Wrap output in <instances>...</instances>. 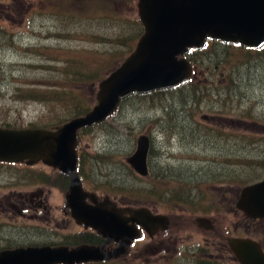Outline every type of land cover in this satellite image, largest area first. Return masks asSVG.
I'll return each instance as SVG.
<instances>
[{
	"label": "rangeland",
	"instance_id": "obj_1",
	"mask_svg": "<svg viewBox=\"0 0 264 264\" xmlns=\"http://www.w3.org/2000/svg\"><path fill=\"white\" fill-rule=\"evenodd\" d=\"M103 2L110 4L111 9L106 11ZM79 4L80 7H77ZM85 4L88 6L84 8ZM137 4L138 0H0V126L51 128L75 115L76 110L73 109L77 104L72 105L66 97L49 104L29 98L18 100L15 97L19 89L39 88L56 92L57 89L71 91L75 88L86 100L94 97L96 100L100 79L107 77L135 49L129 38L132 36L130 33L136 32L133 21L138 19ZM74 10H79L75 18L65 16ZM87 10L109 14L102 13L107 16L105 20L96 18L99 27H88L87 23L92 24V21L86 20ZM111 16L119 19L114 20ZM119 27L126 29L125 35L121 36L122 28ZM121 39L126 44H122ZM209 42L204 48H210ZM39 49L53 50L48 51L49 54L60 53H55L56 57L50 60L40 57ZM260 49H252L249 53L259 56L264 51L259 52ZM234 51L236 55L243 53V50ZM81 52L85 54L80 55ZM73 53L78 54L74 55L75 59H81V62L85 60L89 64L85 66L87 71L98 72L97 76L92 77L93 86L92 82L91 85L79 84L78 78L62 70L68 67V58ZM195 56L200 57L192 78L196 83L228 84L229 62L208 72L205 65H200L203 64L202 55L198 53ZM236 57L248 61L247 58ZM252 61L251 65L240 68L246 72L251 70L250 80H243L244 84L248 83L251 100L241 95H217L215 91L212 99L217 101L216 106L200 107L196 103L182 109L179 106L183 100H175L176 94L173 92L140 98L134 95L127 98L126 104L104 123L82 133L79 155L84 175L88 177L85 183L90 191H96L102 197L109 196L125 206L149 207L171 219L167 232L154 238L146 235L136 241L128 255L116 264H199L210 260L212 254L217 256L213 260L217 264H239L230 251L219 249L217 253L214 242L225 243L220 240L225 236H249L264 245V219H249L238 211L236 203L230 202L235 194L234 186H228L227 178L222 177L236 167L234 162L227 159L234 153L225 148L228 144L226 136L248 133L253 135L248 141L255 140V153L252 159L246 160L249 163H239V166H248L259 172L255 182L264 179L261 169L264 166V57L260 61L252 58ZM34 84L46 86H28ZM184 119L192 121L194 125L188 122L178 124ZM175 126L179 127L181 133L174 131ZM211 127L222 139L214 141L211 138ZM141 135L150 136L154 152L151 156V175L146 182L137 180L127 163ZM181 171L192 174L201 172L203 175L209 171V175L206 176L207 181L198 183L199 187L196 183L184 187ZM61 176L57 170L43 164L33 167L0 164V249L65 241L71 231H76L72 225L63 222L66 217L62 209L68 186L61 182ZM151 184L159 188L160 205L147 193ZM139 188L145 190L143 196L136 192L135 189ZM181 188L190 189L191 196L199 195L200 191L205 193L208 196L205 205L210 210L191 214L185 208L183 211L171 208L175 204L168 201L166 193ZM39 191L43 192L42 197L47 199L51 210L46 205L47 210L35 216L33 199L38 201L39 197L31 198L32 203L25 199L39 195ZM9 204L20 211L27 208L26 215H19ZM36 209L42 211L39 206ZM52 213L57 216L58 223L45 221L47 218L52 220ZM197 217L210 219L216 231L200 228L196 223ZM168 238L169 241L164 242L165 248H162L163 241Z\"/></svg>",
	"mask_w": 264,
	"mask_h": 264
},
{
	"label": "water",
	"instance_id": "obj_2",
	"mask_svg": "<svg viewBox=\"0 0 264 264\" xmlns=\"http://www.w3.org/2000/svg\"><path fill=\"white\" fill-rule=\"evenodd\" d=\"M138 15L144 27L135 50L98 85L97 103L83 116L61 126L11 129L0 127V162L35 165L43 163L70 177L66 205L80 225L105 238L102 246H30L0 252V264H83L118 259L140 238V227L151 237L166 230L168 217L147 208L119 207L105 197L99 201L87 192L78 168V134L104 122L120 101L134 93L172 88L191 79V49H202L207 40L264 46V0H138ZM150 139L141 135L127 162L141 176L149 174ZM89 200L91 203H89ZM236 209L251 219H264V179L244 187ZM198 225L214 230L207 218ZM116 249H106L110 242ZM240 264H264V249L249 237L227 240Z\"/></svg>",
	"mask_w": 264,
	"mask_h": 264
},
{
	"label": "trees",
	"instance_id": "obj_3",
	"mask_svg": "<svg viewBox=\"0 0 264 264\" xmlns=\"http://www.w3.org/2000/svg\"><path fill=\"white\" fill-rule=\"evenodd\" d=\"M70 4L72 2H69ZM83 3V2H81ZM80 3V4H81ZM88 3V2H87ZM97 3V2H95ZM80 4L77 7H80ZM88 4L84 5V8L87 7ZM102 6L104 7V9L106 11L111 9V5L107 4V3H102ZM98 8V6H97ZM86 20H91L92 24H88V27H99V24L97 23L96 18L99 17L100 20H105L107 16L103 15L104 13L109 14V12H99V11H92V10H87L86 11ZM79 13V10H74V11H69L65 14V16H68L70 19L71 18H75V15ZM103 13V14H102ZM99 14H102L101 16ZM112 19L114 20H118L119 17L114 18L113 16H111ZM86 21V22H87ZM78 25V24H76ZM133 28L135 29L133 34L130 33V35H132L129 40L131 41V45L132 46H136V42L139 40V38L141 37V35L143 34L142 30H143V25L140 22V19L138 17V19H134L133 21ZM122 28V27H119ZM126 34V29L122 28V32H121V36ZM125 38V37H124ZM71 39H74V37H71ZM79 41H82V39H80ZM122 42V44H126L125 41L123 42V39L120 40ZM210 48L206 49L203 48L201 50H196L193 49L190 51V53L188 54V58L190 60V62H192V64L194 65L195 68H197L198 66V59L200 57H196L195 54L197 55L198 53H200L202 55V65H205L207 67L206 70H208V72H212L214 71L216 68H220L221 66L224 65V63L229 62V67L230 70L228 71L229 77H228V84H226L225 86H219L216 85L215 83L212 82H206V83H196L195 80H189L187 82H184L183 84L176 86L174 88H167V89H162V90H158V91H154L148 94H133V96L135 95V97L140 98L143 96H155V95H160L163 93H174L176 94L175 100L177 99H182L183 103H181V107L182 109H186L188 107H190L193 104H198L200 105V107H209L210 106H216L215 104L217 103V101L215 102L212 97H214V93L215 91L217 92V95H225V94H234V96H240L243 98H246V100H251V94H248V83L244 84L243 80H245L244 78H249L250 80V72H246V70L242 71L240 68L243 65H251L253 62L252 58L254 60L260 61L263 59L264 57V51L263 54L259 55V56H253L249 53V51H251L254 48H247L244 47L240 44H231V43H227V42H223V41H217V40H210ZM131 48V46H130ZM235 49L238 50H243V53L240 55H236L235 53ZM37 50V49H36ZM261 50H264V48H261L260 50H258L259 52ZM40 53H38V55L40 54V57H48L50 58V60L54 59L56 56L54 55L55 53H60L59 52H54L49 54L48 51H52L53 50H44V49H39ZM69 54L72 55L71 52H69ZM85 54V52H81L80 55ZM30 55V54H28ZM74 55L78 56L77 53H73V56H70L68 58V67H64L62 70L66 71V74L72 75L76 78H78V82L81 85H85V83H91L92 82V77L93 76H97V71H87L86 67L87 65H89L85 60H83L81 62V59H75ZM236 56H239L240 58H247L248 61L245 60H241L239 58H237ZM106 62H108V60H106ZM1 66H0V70H1ZM237 68V69H236ZM236 70V71H235ZM207 72V73H208ZM102 80V79H100ZM100 82V81H99ZM93 83V82H92ZM91 83V84H92ZM250 83V81H249ZM90 84V85H91ZM94 85V83L92 84V86ZM31 87H43L46 86V84L43 85H28ZM250 87V86H249ZM17 97H15V99H25V98H29L30 100H34V101H38L41 103H45V104H49L52 101H57L62 99L63 97H66L69 101H71L72 105H74L75 103L77 104V107H75L73 110H76L75 115H73L72 118L77 117V116H81L84 115L85 113H87L89 110L92 109V107L95 104V97L92 100H86V98L84 96L81 95L80 92L76 91L75 88H73L71 91L67 90V89H57L56 92H50V91H46L43 89H39V88H31V89H26V90H22L19 89L17 92ZM130 98V97H129ZM128 99H123L120 106L121 107ZM154 101L156 99H153ZM227 103V102H224ZM126 104V103H125ZM185 112V111H182ZM70 118V119H72ZM69 119V120H70ZM183 122H188L191 125H194V123L190 120L184 119L183 121H180L178 124H181ZM61 125V124H60ZM0 127H5V126H0ZM7 128H13L11 126H7ZM46 128H50V127H46ZM52 128V127H51ZM176 128V126H175ZM86 131V130H85ZM177 134L181 133L179 131V127L176 128L174 130ZM210 131L213 133L211 138L215 139L214 141H217L220 138L213 130L212 127L210 129ZM209 131V132H210ZM84 134V132H82ZM82 133L80 134V139L82 137ZM210 136V133H209ZM226 136V135H225ZM253 135L251 134H245L244 135H240V136H232V135H228L226 136L227 138V142L228 144L226 145V149L230 152V153H234V155H230L227 157L228 160L234 162L235 164V169L230 172L228 171V174L226 175H221L222 177H224L225 179L227 178V185L230 186L231 184L234 186V190H235V194L233 196V201H230L231 203H236L237 198H238V194L240 192V190L255 182L258 177L257 175L259 174V172H256V170H252L250 167L248 166H244V165H240L242 167L239 166V163H249L250 161H246V160H250V158L252 159V155H254L255 151L253 149V145L255 144V140H249L251 139ZM223 137V135H222ZM154 154L153 152V147L150 153V156H152ZM263 168L264 171V166L261 167V169ZM132 174L136 177V179L138 178L141 182H146L147 178H142L139 177V175L130 167ZM232 170V169H231ZM81 176L83 178V180L85 181V177H84V170L81 169L80 170ZM181 182L182 185L184 187H186L188 184L190 183H196V184H201L203 181H207L206 180V176L209 175V171L207 174L204 175L200 172V173H189L188 171H181ZM150 175H151V171H150ZM215 175V174H213ZM214 178V177H213ZM39 179H41L39 177ZM137 179V180H138ZM61 182L63 184H67L68 183V178H66L65 176H61ZM198 184V187H199ZM230 189V187H229ZM136 192L139 195H144L146 192L144 189L139 188V189H135ZM150 190V191H149ZM231 190V189H230ZM147 193H150V197L151 199H153V201H155L157 203V205H160L162 203L159 202L158 198L161 196V193L159 191V188L157 185H153L151 184L150 186H148L147 189ZM196 194H199L196 192ZM205 193L200 191V196L199 195H190V189L186 190L185 188H181L180 190H177L175 192H168L166 193V195L169 197L168 201L171 203H174L175 205H173L171 208L173 209H179L183 211V208L190 210L191 214H197V213H207L208 210H210L209 206L205 205L206 202V197L204 195ZM236 197V198H235ZM235 200V201H234ZM194 205V207L192 206ZM156 206V205H155ZM206 206V207H205ZM214 258V259H212ZM217 259V257H214V254L211 255L210 260H207L205 262H200L199 264H217L215 260ZM116 260H111V261H104V262H94L91 264H116Z\"/></svg>",
	"mask_w": 264,
	"mask_h": 264
},
{
	"label": "flooded vegetation",
	"instance_id": "obj_4",
	"mask_svg": "<svg viewBox=\"0 0 264 264\" xmlns=\"http://www.w3.org/2000/svg\"><path fill=\"white\" fill-rule=\"evenodd\" d=\"M152 150V149H151ZM151 150L149 152V167H150V164L152 163V159H151V156H150V153H151ZM80 168L83 169L82 166H80ZM55 170V169H54ZM150 170H151V167H150ZM59 173V175H62V176H65L66 178H68V183L65 184L67 187V191L65 193V204L63 205V209H62V212L65 214V217H66V220H63V222H65V224L67 225H72L74 228H76V231L74 233H71L67 236V239H65V241H48V242H42L41 244H33L34 246H44V245H51V246H68L70 248H74V247H78L80 245H91V246H101V245H104L106 240L100 235L98 234L96 231H94L93 229L91 228H86L85 226L83 225H79L76 220L72 217L71 215V210L68 209L67 205H66V194L68 193L69 191V187H70V177L57 171ZM85 178H88L86 175H84ZM85 189L90 191V188H88L87 184L85 183ZM90 192H93V191H90ZM94 193H96V191H94ZM97 194V193H96ZM98 195V194H97ZM34 196H37L39 197L40 200H36V199H33L34 202H35V205L33 204V206H35V216H39V214H43V211L44 210H47V206H48V201L46 198L42 197L43 196V192L42 191H39V195H31V197L28 199L26 198L25 200L32 203L33 200L31 198H33ZM22 198V196H19ZM99 201H102L104 200V198L106 197H102V196H99ZM89 203H91L89 200H87ZM117 202V201H115ZM23 203V202H21ZM92 204V203H91ZM12 208H14L15 210H17V213L19 215H22V216H25L26 215V210L27 208H23L21 211L16 207L14 206L13 204H9ZM47 205V206H46ZM120 206H125V205H122V204H119ZM37 206L41 207L42 208V211L41 210H37ZM129 206V205H127ZM49 208V211L51 210V208L48 206ZM32 210V209H31ZM51 213V212H50ZM52 215V220H48V218L45 220L47 222H57V216L55 214H51ZM222 237V236H220ZM220 240L222 242L225 241V243H217V242H214V246L217 250V253L219 252V249H223V250H226L228 252V246L226 244V238L225 237H222L220 238ZM166 241H169V238L168 239H165L163 241V245H162V248H165L164 246V242ZM171 242V241H170ZM29 246V245H27ZM119 246L118 243H108L106 245V248L107 249H110V250H113L114 248H117ZM161 248V249H162ZM6 249V248H4ZM131 249V248H130ZM3 250V249H0V251ZM164 257H168L170 258L169 256H164ZM214 257H217L216 254L214 255Z\"/></svg>",
	"mask_w": 264,
	"mask_h": 264
},
{
	"label": "bare ground",
	"instance_id": "obj_5",
	"mask_svg": "<svg viewBox=\"0 0 264 264\" xmlns=\"http://www.w3.org/2000/svg\"><path fill=\"white\" fill-rule=\"evenodd\" d=\"M54 169V168H53ZM55 170H57V171H59L58 169H55ZM59 172H61V171H59ZM62 173V172H61ZM64 174V173H63ZM66 175V174H65ZM68 176V175H67ZM71 181V180H70ZM248 186V185H247ZM255 220V219H254ZM257 220H259V219H257ZM241 238H244V237H241ZM44 246H51V245H44ZM62 246H64V245H62ZM68 247V246H67Z\"/></svg>",
	"mask_w": 264,
	"mask_h": 264
}]
</instances>
